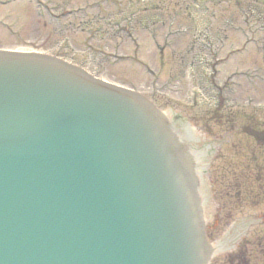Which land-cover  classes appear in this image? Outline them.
<instances>
[{
    "label": "rangeland",
    "instance_id": "374dc122",
    "mask_svg": "<svg viewBox=\"0 0 264 264\" xmlns=\"http://www.w3.org/2000/svg\"><path fill=\"white\" fill-rule=\"evenodd\" d=\"M193 1L157 0L155 7L158 11L150 6V0L141 1L144 6H149L145 10L147 14L154 15L156 11L164 15L165 26L155 23L146 31L137 26L134 36L139 43L138 48H134L127 35L116 38L107 24L104 30H100L95 23L96 17L119 15L132 4L130 0H0V48L41 51L62 57L89 70L97 78L140 92L163 112L173 109L176 114L182 113L200 136L203 152L199 162L204 157L208 161L204 175L209 191L205 208L208 240L212 245L217 241L227 242L224 251L212 259V264H264V187L263 190H259L258 185L252 190L245 187L247 182L242 173L245 159L238 151L244 153L248 146L246 136L240 132L243 120L241 116L236 117L238 127L231 133V119L224 118L219 122L209 116V111L188 108L184 104L194 83L193 80H184L186 71L177 63L182 55L187 54L192 31L186 36H172L169 28L172 17L177 18L174 21L176 28L182 25L203 27L206 13L196 4L190 9ZM187 7L195 16L196 12L201 13L200 18L189 16L187 19ZM227 7L231 12L219 9V16L213 21L214 28L217 32L218 29H227L233 39L239 34L235 31L238 26L227 28L224 18L230 17L228 19L239 23V12L234 0ZM262 48L264 42L260 39L255 44H245L243 51L248 53L247 57L246 54H237L234 62L226 67L227 73L249 74L241 76L238 73L232 80L228 88L232 92L227 91L225 96L232 98L235 106L225 109L228 114H253V110L246 106L248 96L256 103L264 98ZM223 74L222 79L227 78V74ZM169 85L173 87L167 90ZM155 87L159 93H155ZM178 88L177 96L171 90ZM161 91L172 94L166 96ZM179 96L181 98H176ZM258 119H264V115H258Z\"/></svg>",
    "mask_w": 264,
    "mask_h": 264
},
{
    "label": "water",
    "instance_id": "95a60500",
    "mask_svg": "<svg viewBox=\"0 0 264 264\" xmlns=\"http://www.w3.org/2000/svg\"><path fill=\"white\" fill-rule=\"evenodd\" d=\"M33 94L39 95L34 101L44 100L45 104L41 106L44 116H73L71 118H78L80 123L92 125L106 146L110 147V153L115 146L119 156L126 158L125 165L135 181L133 193L129 195L132 208L136 206L133 214L135 222H131L132 234L139 233V239L133 234L134 252H129L131 249L125 239L126 233H131V226H128L125 235L121 232L127 216L122 223L118 221L122 215L114 220L107 212H101L97 208L89 210L85 216L82 206L83 211L80 210L78 197L71 195L68 183L49 185L47 180L36 191L37 181L32 185V192L20 187L22 194L27 193L24 201H19V197L6 195V202H2L0 211L8 212L1 217L9 218L14 230L25 231L27 225L35 226L32 223L36 222L34 217L37 212L47 210V206L43 207L42 202L37 200L49 198L60 200L56 211L60 214L68 213L69 218V222L65 220L60 225L52 222L50 233L55 235L54 242L59 241L55 242L52 253H48L49 259L50 254L57 259L64 254L60 260H66L68 264H104L105 261L107 264H127L140 246L139 259L141 257L142 263L207 264V245L198 219L199 212L196 211L197 201L185 152L174 133L168 130L164 118L152 105L140 96L98 83L82 71L59 61L0 52V120L22 117ZM15 102H18V106L12 108L11 105ZM32 122L23 120L26 125ZM69 177L75 179L76 176L69 174ZM25 178L19 177L22 181L19 186ZM24 183L31 186L30 180H25ZM30 192L40 194L32 199V196L29 197ZM179 207L183 208L184 214L179 212ZM74 213L80 218L75 219ZM165 216L167 221L164 224ZM181 217L184 218L183 221ZM86 218L95 227V235L103 230L102 224L107 228L112 227L102 247L100 242L95 244L93 241L90 244L86 237L79 236L75 231L81 226L89 228L92 233L90 225L85 227ZM185 218L188 222L185 232L188 234L184 247L182 226ZM51 219L56 221L59 218L55 219L51 214ZM119 226L120 231L116 234ZM6 227H0V231ZM107 228L103 230L106 233ZM37 236L38 233L33 238ZM111 237L115 239L111 240ZM59 242L62 248L58 246ZM112 249H116V252H109ZM24 256L25 254L20 256L17 263ZM1 259L5 262L9 260L5 256ZM51 264L63 263L54 261Z\"/></svg>",
    "mask_w": 264,
    "mask_h": 264
},
{
    "label": "trees",
    "instance_id": "16d2710c",
    "mask_svg": "<svg viewBox=\"0 0 264 264\" xmlns=\"http://www.w3.org/2000/svg\"><path fill=\"white\" fill-rule=\"evenodd\" d=\"M222 117V116H221ZM218 118V115L215 117ZM248 138L253 140V144L246 150L248 163L243 168L244 177L247 182L257 183L264 187V122L257 121L249 117L248 123L243 128ZM253 185V184H252Z\"/></svg>",
    "mask_w": 264,
    "mask_h": 264
},
{
    "label": "bare ground",
    "instance_id": "6f19581e",
    "mask_svg": "<svg viewBox=\"0 0 264 264\" xmlns=\"http://www.w3.org/2000/svg\"><path fill=\"white\" fill-rule=\"evenodd\" d=\"M185 134H174L178 143H180V145L182 146L185 155H186V162H188V168H189V172L191 175V181L193 182V187H194V192H195V196H196V201H197V211L199 212V216L202 218L205 216V196H206V191H204L203 189V185L204 182L200 181L201 179V175H202V171L198 170L197 172L195 171V169H193L194 167V161H199L200 160V153L197 150L194 151L193 147H189L190 146V142L188 141L187 137H185ZM189 152H193L194 153V157H191L193 154L191 153L190 155L188 154ZM222 247V246H221ZM216 248L213 246L208 247L207 248V254L211 255L214 253V251Z\"/></svg>",
    "mask_w": 264,
    "mask_h": 264
}]
</instances>
